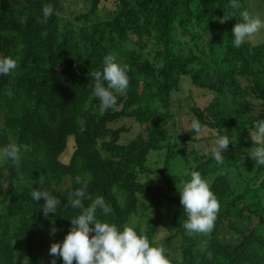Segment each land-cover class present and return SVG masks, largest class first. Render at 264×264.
Listing matches in <instances>:
<instances>
[{
  "label": "trees",
  "instance_id": "16d2710c",
  "mask_svg": "<svg viewBox=\"0 0 264 264\" xmlns=\"http://www.w3.org/2000/svg\"><path fill=\"white\" fill-rule=\"evenodd\" d=\"M104 1L113 7L109 18L96 17L102 0H90L87 12L70 20L61 15V0H0V58L20 57L13 74L0 75V149L13 143L31 149L21 152L18 168L0 158V264H50L53 257L44 263L45 254L81 212L65 205L80 187L75 177L86 174L89 194L112 209L98 210L97 218L118 231L132 227L150 246L163 245L170 264H264V166L248 155L261 143L231 142L221 153L225 163L204 154L217 131L242 127L247 134L264 120V39H246L239 48L232 43L247 0H236L237 9L231 0ZM45 5L53 13L41 23ZM226 14L234 16L221 23ZM110 54L130 66L129 86L113 90L117 102L105 111L90 73L102 71ZM182 76L212 94L204 107L190 106L206 135L175 133L170 96ZM127 119L141 130L122 142ZM176 137L179 146L171 141ZM151 151L159 152L154 169ZM192 171L220 204L205 238L183 226L188 214L180 183ZM40 176L61 204L47 217L43 199L33 201L29 187L38 189ZM141 198L150 202L145 224Z\"/></svg>",
  "mask_w": 264,
  "mask_h": 264
},
{
  "label": "clouds",
  "instance_id": "9594fccd",
  "mask_svg": "<svg viewBox=\"0 0 264 264\" xmlns=\"http://www.w3.org/2000/svg\"><path fill=\"white\" fill-rule=\"evenodd\" d=\"M230 6L233 9L239 8L236 0H231ZM53 13L49 5L43 7L44 23ZM242 22H238L232 29V43L236 48L241 47L246 39L264 27L261 19L250 16L247 11L240 13ZM232 14H226L220 19L221 23L230 19ZM20 57L12 58L4 56L0 58V75L9 76L19 67ZM130 66L126 63H117L114 55H107L103 59L102 71L90 73L93 78V94L99 98L103 109L106 111L115 106L117 102L113 90L125 92L129 86L127 73ZM256 135L252 140L258 141L262 146L253 148L248 155L255 161L256 166H264V120L254 122ZM206 126L193 118L191 129L197 134L205 130ZM215 146L205 150V155L211 153L217 163H225L222 150H226L231 143V138L227 135L216 133ZM27 145L8 144L0 149V158L5 162L11 161L17 168L20 166L21 152L30 151ZM190 181L181 180L180 183V203L184 206V211L188 214V220L184 223V228L188 234L204 233L209 234L213 230L216 214L220 210V204L216 196L210 191L209 183L202 179L197 171L191 172ZM76 184L80 187L69 193L67 205L73 209H80V214L70 219L71 227L62 242L52 243L49 254L53 257L50 264H56L55 257H60L64 264H170L165 256L163 245L150 246L147 237L138 235L130 226H123V231H118L117 226L102 222L97 218L96 213L100 210L104 215H108L112 209L106 204L102 196L93 198L88 192L89 177L76 176ZM45 177L38 179V189L29 186L33 201L43 199L42 212L45 217L49 213H56L60 200L51 192L43 188ZM90 203L86 206L84 201ZM152 216V215H151ZM150 216V217H151ZM93 225V227H89ZM89 233L94 235L89 238ZM207 248V241H203L200 250ZM211 258V253H207Z\"/></svg>",
  "mask_w": 264,
  "mask_h": 264
},
{
  "label": "rangeland",
  "instance_id": "374dc122",
  "mask_svg": "<svg viewBox=\"0 0 264 264\" xmlns=\"http://www.w3.org/2000/svg\"><path fill=\"white\" fill-rule=\"evenodd\" d=\"M102 3L103 6L99 7L96 11V17L100 19L109 18L112 15L113 7L107 1L102 0ZM60 4H61V10H60L61 15H63L67 19L73 20L77 15L87 12V10L90 7V0H61ZM247 4H248L247 9L249 14L253 17L260 18L261 21L263 20L264 23V0H247ZM94 18H92L91 20H93ZM263 39H264V27H261V29L258 30L256 33H254L249 40L252 41L253 43H257L259 41H262ZM146 40L148 41L149 48H151L153 46V40L150 38H146ZM211 97L212 94L210 91H206L203 89H199L198 87H195L191 83L189 76H182L178 89L173 90L170 96L171 110L176 114L174 118L175 128H176L175 133L180 134V136L182 134H186L191 129V121L193 119L191 115L192 112L190 106H198L202 108L211 100ZM121 124H125L129 128L127 132L122 134V138H121L122 142L129 141L141 130V127L139 125H137L133 121H130L129 119L123 120ZM206 134L207 131H204L202 133V135H206ZM220 135H227L231 138V142L235 141L236 143H238L244 139L249 141L251 137H254L256 135V130H253L251 133L248 132L246 134L242 127L228 128L227 131H222ZM180 139L181 137H176L171 141L175 142L176 145L179 146ZM211 146H213V144ZM163 152L164 150L162 151V153ZM157 153L159 152L153 151L149 156L150 162H156L155 165L150 164L153 169L155 167H159L160 165V163L157 162L159 159L158 156L159 154ZM153 175L154 173L145 175L144 179H147L145 177H152ZM235 176H237V174H235ZM67 183H68V179H65V181L60 186L63 187L67 185ZM141 201L146 206L144 208H140V209H144L142 213H144L145 216L143 217L142 224H145L152 217L149 207L150 202L148 199L145 198H141ZM205 235L207 236L208 234H204V233L197 234V236L200 238H205ZM50 257L51 256L49 252H47L45 254L44 263Z\"/></svg>",
  "mask_w": 264,
  "mask_h": 264
}]
</instances>
